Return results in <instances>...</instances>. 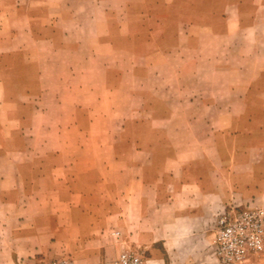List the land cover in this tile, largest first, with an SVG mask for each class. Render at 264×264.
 I'll return each mask as SVG.
<instances>
[{"label":"rangeland","instance_id":"obj_1","mask_svg":"<svg viewBox=\"0 0 264 264\" xmlns=\"http://www.w3.org/2000/svg\"><path fill=\"white\" fill-rule=\"evenodd\" d=\"M128 1L125 7L121 1L106 6V0H0V153L22 151V120L40 108L39 94L46 98L41 104L46 110L52 109L54 99L63 106L79 101L81 107L87 97L102 98L106 66L112 75L136 67L143 78V131L128 135L122 154L134 153L136 137L144 146L153 144L154 163L148 153L137 156L146 167L144 177L156 180L159 191L168 187L170 192L172 186H182L180 162L198 160L207 148V163H214L217 189L223 194L222 209L207 230V251L216 264H228L218 255L220 233L230 223L243 222L247 233L256 235L264 208L262 191H251L259 183L246 180L252 167L262 169L264 0H180L181 6L179 0L174 6L152 0L151 7L145 0ZM56 31L60 36L50 37ZM106 40L119 52L106 57ZM233 83L239 91L237 103L230 100ZM231 109L239 116L228 117ZM200 112L204 118L193 117ZM51 120L46 119L48 124ZM13 127L16 134L9 135ZM148 128L164 131L151 134L145 132ZM172 155L179 160L174 169L167 164ZM204 168L192 166L191 172ZM125 232L110 234L126 244L109 263L127 253L146 264L150 250L127 237L133 230ZM58 247L57 252L35 247L30 256L17 254L15 264H79L68 247ZM263 255L249 251L240 264ZM0 264L5 263L0 259Z\"/></svg>","mask_w":264,"mask_h":264},{"label":"crops","instance_id":"obj_2","mask_svg":"<svg viewBox=\"0 0 264 264\" xmlns=\"http://www.w3.org/2000/svg\"><path fill=\"white\" fill-rule=\"evenodd\" d=\"M119 1L125 7L131 4ZM119 1L106 0V6ZM175 2L166 0L169 6ZM177 3L181 6L180 0ZM152 4V0L144 1L145 6ZM73 35L62 33L64 37ZM108 35L106 32V38ZM53 36L60 33H50ZM112 52L119 49L106 40V57ZM260 70L264 82L263 63ZM104 80L102 98L87 97L81 107L79 101L63 106L54 99L52 109L46 110L41 107L46 98L39 94L40 108L22 120V151L0 153V259L5 264H15L17 254L30 256L35 247L57 252L58 246H66L79 264H110L123 242L126 244V240L118 243L111 239L110 234L116 229L126 234L129 229L133 235L127 237L150 250L146 264H216L208 255L207 230L222 209L223 194L217 189L219 177L211 168L214 163H207V148H202L198 160L180 162L182 186H172L170 192L168 187L159 191L156 180L149 182L144 177L146 167L137 157L148 153L152 164L153 144L144 146L136 137L134 153L122 154L128 135L143 131L139 104L143 99L139 91L143 78L136 67L112 75L106 66ZM229 91L230 100L237 103L238 87L233 83ZM229 112L230 118L239 116L232 109ZM195 116L201 119L205 114ZM214 116H218L217 110ZM47 117L52 119L49 124ZM165 117L168 119L170 113ZM151 118L154 123L158 121L152 115ZM162 131L148 128L145 132ZM15 132L16 127L8 130L9 135ZM263 133L264 128L262 169L252 167L246 177L252 185L259 183V188L252 186L251 191H262V200ZM10 144L15 146V141ZM215 151L219 154L218 148ZM167 164L174 169L179 160L172 155ZM192 166L206 168L191 172ZM251 264H264V255Z\"/></svg>","mask_w":264,"mask_h":264},{"label":"built area","instance_id":"obj_3","mask_svg":"<svg viewBox=\"0 0 264 264\" xmlns=\"http://www.w3.org/2000/svg\"><path fill=\"white\" fill-rule=\"evenodd\" d=\"M260 220V227H258L256 235L248 234L243 222L242 225L230 223L224 228L218 238L220 243L218 255L222 262L240 264L245 261L249 251L253 254L264 252V208H262V218L260 217ZM57 264L73 263L69 260H63ZM114 264H141V261L136 256L124 253L116 259Z\"/></svg>","mask_w":264,"mask_h":264}]
</instances>
